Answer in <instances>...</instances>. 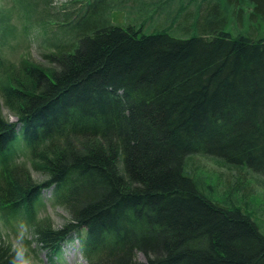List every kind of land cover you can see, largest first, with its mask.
<instances>
[{"label": "trees", "instance_id": "obj_1", "mask_svg": "<svg viewBox=\"0 0 264 264\" xmlns=\"http://www.w3.org/2000/svg\"><path fill=\"white\" fill-rule=\"evenodd\" d=\"M85 1L43 19L51 66L0 55V209L51 258L83 227L90 264H264V0ZM18 139L31 168L10 159ZM52 183L72 216L59 228L36 218Z\"/></svg>", "mask_w": 264, "mask_h": 264}, {"label": "rangeland", "instance_id": "obj_2", "mask_svg": "<svg viewBox=\"0 0 264 264\" xmlns=\"http://www.w3.org/2000/svg\"><path fill=\"white\" fill-rule=\"evenodd\" d=\"M19 0H0V13L4 12V20L3 23L1 21L0 16V55L3 59L8 63V65H18L21 62V59L27 57L29 60L33 61L36 64L43 65L45 67L51 66V60L47 58V55L50 54L52 49L54 48L53 42L55 39V35L59 34L57 32V26H49V28L43 27V19L51 18L52 16H62L65 10L69 9H77L81 3H85V0H79L71 4L70 0H52V3L49 5V14L46 15L45 11V3L48 0H23V2H18ZM36 1L38 2L37 8L35 7ZM119 3H123V5L131 4V1L125 0H116ZM25 7H29L33 9L32 12H28L25 10ZM63 5H66V9H63ZM117 4H113L114 10L117 8ZM127 12V7H124ZM126 12L121 10V14L117 13L115 17L119 19L121 22H125L122 24L131 23L132 17H129L131 21L126 20ZM58 13V15H57ZM146 13V12H145ZM148 14V12L146 13ZM110 19L113 20L114 11L109 13ZM147 19V18H146ZM148 27H144V31L148 33L150 28H155L154 24L150 22H146ZM155 26V27H153ZM5 29V30H4ZM4 30V33H2ZM159 29L150 30L155 31ZM5 31H8L7 35ZM60 31V29H59ZM169 31V30H168ZM64 42H69L70 38H72V34L70 31L66 30L65 34L60 36ZM23 56V57H22ZM1 110L3 114L11 120H16L17 117L3 104L1 105ZM18 153L16 152V161L26 163L30 168L29 161V153L24 148L22 143H19ZM202 164L205 167V174L211 177L208 180H213L214 183L221 176V170L218 166L209 159H202ZM33 176L37 180H44L46 175L35 171L32 169ZM216 179L214 180L213 179ZM254 185L255 182H252ZM251 183V184H252ZM252 184V185H253ZM256 201H260L261 205L264 206V190L260 186H256V192L253 193V196ZM43 204L38 206V216L45 218L50 217V220L53 222L55 227H63L66 222L71 219L70 211L63 205L54 204L52 190H48L43 195ZM251 199V198H250ZM18 219L13 222H5L4 218L0 216V224H4L8 227L9 230L12 229ZM36 254L42 259V264H50L47 259V252L44 249H40L35 241ZM139 258L143 259V254L139 253ZM62 264H90L87 261L81 251V244L79 241L71 242L63 244L62 250Z\"/></svg>", "mask_w": 264, "mask_h": 264}, {"label": "clouds", "instance_id": "obj_3", "mask_svg": "<svg viewBox=\"0 0 264 264\" xmlns=\"http://www.w3.org/2000/svg\"><path fill=\"white\" fill-rule=\"evenodd\" d=\"M0 246L7 250V264H42L36 254L33 225L18 219L11 230L0 224Z\"/></svg>", "mask_w": 264, "mask_h": 264}]
</instances>
